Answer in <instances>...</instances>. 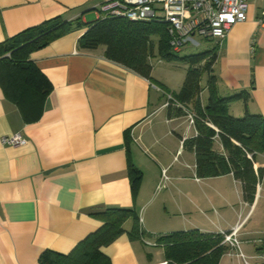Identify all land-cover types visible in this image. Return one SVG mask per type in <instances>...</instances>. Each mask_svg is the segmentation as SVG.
<instances>
[{
  "label": "crops",
  "instance_id": "0c3cea01",
  "mask_svg": "<svg viewBox=\"0 0 264 264\" xmlns=\"http://www.w3.org/2000/svg\"><path fill=\"white\" fill-rule=\"evenodd\" d=\"M109 1L0 0V43L57 17L92 22ZM253 1L248 0L246 21L233 25L220 44L213 41L219 96L249 95L246 104H230L237 117L264 116V25L258 22L264 0ZM85 30L73 29L30 55L53 87L36 122H25L0 88V138L21 134L26 141L0 143V264H38L47 249L70 252L101 226L94 214L108 207L134 209L146 233L143 241L132 242L125 233L103 247L111 264H152L155 256L161 257L155 264L165 262L163 249L154 244L172 232L233 229L253 264L264 240L262 186L249 204L232 175L197 178L195 155L181 142L196 131L187 116L167 118L163 92L169 91L152 83L153 75L146 79L107 61L103 48L80 51L77 40ZM129 165L142 174L136 194ZM258 168H264V155L256 156ZM131 227L128 219L124 229ZM219 264L245 263L232 251Z\"/></svg>",
  "mask_w": 264,
  "mask_h": 264
},
{
  "label": "trees",
  "instance_id": "16d2710c",
  "mask_svg": "<svg viewBox=\"0 0 264 264\" xmlns=\"http://www.w3.org/2000/svg\"><path fill=\"white\" fill-rule=\"evenodd\" d=\"M86 28L77 40L83 52L103 48V57L143 78L150 79L154 57L165 62H183L188 68L177 93H171L179 106H166L168 119L194 114L196 135L182 138V148L195 155L196 177L200 179L232 175L241 184L243 200L254 202L257 186L264 178V168L254 169L257 155H264V116L246 112L232 116L230 104L247 103L249 95L241 92L232 96H219L214 64L217 50L178 56L171 44L169 27L164 23L130 21L104 14L83 23L80 19L67 21L54 18L28 28L11 39L0 43V88L4 96L19 109L23 120L34 123L41 114L45 98L53 87L48 78L30 60V55L53 41L69 34L73 29ZM207 76V100L202 104L201 81ZM152 83H154L152 81ZM155 84V83H154ZM219 146V150L215 146ZM131 189L139 190L142 174L135 166H128ZM94 216L101 226L79 241L70 252L63 254L44 250L38 264H111L102 248L122 234L132 242L143 241L146 236L139 215L134 209L108 207ZM132 219V227L125 231L124 223ZM225 233H230L227 231ZM223 234L202 233L198 230L177 231L156 238L155 245L164 251L167 264H219L221 257L234 249L223 243Z\"/></svg>",
  "mask_w": 264,
  "mask_h": 264
},
{
  "label": "built area",
  "instance_id": "2783aa9c",
  "mask_svg": "<svg viewBox=\"0 0 264 264\" xmlns=\"http://www.w3.org/2000/svg\"><path fill=\"white\" fill-rule=\"evenodd\" d=\"M248 7V0H111L102 5L101 11L130 21L167 24L171 36L170 44L178 50L187 43L197 45L195 37L220 44L233 25L246 21ZM258 22L264 25V9L261 10ZM163 95L165 107L169 103L179 106L170 92H163ZM187 118L189 125H193L194 114L187 112ZM0 143L5 146H19L26 141L21 134H14L1 137ZM162 175L166 180V170H163ZM221 233L224 236L223 243L230 245L244 263L249 264L239 249L236 229L230 233ZM253 264H264V240Z\"/></svg>",
  "mask_w": 264,
  "mask_h": 264
},
{
  "label": "rangeland",
  "instance_id": "374dc122",
  "mask_svg": "<svg viewBox=\"0 0 264 264\" xmlns=\"http://www.w3.org/2000/svg\"><path fill=\"white\" fill-rule=\"evenodd\" d=\"M254 3H259V1H253ZM88 20V19H87ZM194 40L197 41V45L192 43L184 44L177 52L178 56L182 57L184 55H191V54H197L204 51L212 50L215 45L213 41L210 40H202L198 37H195ZM150 63L152 65V72L150 76H154L155 79H152L155 84H159V86H162L167 91L174 93L177 92V89L180 88L181 84L183 83L186 71L188 66L183 62H165L158 60V58L154 57L150 60ZM159 80V81H157ZM207 76L204 75L201 81V88H205L206 85ZM207 91L203 93V101L206 103V93ZM232 116H235L234 112L230 113ZM237 117V116H235ZM240 117V115H238ZM174 127V126H173ZM178 133L181 132L180 129H176ZM169 139H165L163 141L164 146L168 145L167 143ZM217 148V145L215 146ZM164 184L160 187V190L164 189ZM260 186H262V189H264V179H262ZM235 196V193L233 192V198ZM264 206V190H262V197L260 198V202L258 207ZM157 250L151 248V253L156 252ZM154 257V255H153ZM161 257L155 256L153 263L155 264L156 260H159Z\"/></svg>",
  "mask_w": 264,
  "mask_h": 264
}]
</instances>
